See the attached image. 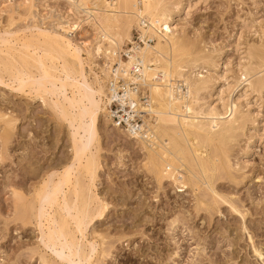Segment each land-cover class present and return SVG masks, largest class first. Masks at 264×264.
Listing matches in <instances>:
<instances>
[{
  "label": "rangeland",
  "instance_id": "374dc122",
  "mask_svg": "<svg viewBox=\"0 0 264 264\" xmlns=\"http://www.w3.org/2000/svg\"><path fill=\"white\" fill-rule=\"evenodd\" d=\"M101 1L92 3L100 6ZM193 2L183 0V7ZM72 9L67 0H0V39L9 38L10 43L20 44L33 41L38 30L37 35L45 30L51 36L69 39L72 46L92 43L94 31L84 23L80 31L71 33L75 23L85 19ZM175 25L179 37L191 46L193 55L199 52L211 59L222 80L208 86L219 92H224L227 84L224 76L228 82L236 80V66L249 48L254 53L264 51L260 29L264 28V0H200L187 12L182 10L175 17ZM138 35V28L133 26L131 42ZM17 47L16 50L20 48ZM124 50L126 52V46ZM22 51L20 48L14 54L19 56ZM28 51L31 53L32 49ZM34 52L37 57L42 56L41 50ZM0 56V60L4 58ZM83 58L86 57L83 55ZM30 61L32 70L23 71L25 81L22 76V81L14 79L16 70L13 68V71L9 68L10 73L8 69L4 73L0 66V115L4 117L0 120V264H79L45 236L44 242L47 225L37 221L44 202L39 188L47 182L48 187L53 185L73 155L69 135L74 130L67 118V121L60 118L57 107L53 109L54 105L71 98V90L66 92L67 97L42 94L45 97L41 95L39 99L35 94L38 84L55 81L58 85L62 77L51 72L54 77H49L54 79L45 80L43 76L40 79L38 66L31 65ZM253 63L251 67H255L256 60ZM94 64L92 72L99 76L96 65L100 66L102 61L95 60ZM85 72L86 83H89L88 67ZM263 76L264 70H260L252 81ZM78 83L82 81H70L74 86ZM245 86L242 83L231 96L225 93L222 97L229 100ZM86 91L84 89L83 93L87 94ZM202 93L200 98L206 101L207 91ZM258 94L248 90L238 106V116L242 115L247 121L242 132L238 131L227 144L231 168L222 171L217 167L213 174L211 181L216 194H210L194 178L190 179V188L184 193H177L168 182L158 187L137 145L115 125L110 126L106 119L99 117L97 152L92 151L98 168L90 190L91 207L106 204L107 209L86 225L83 241L79 234L75 235L79 245L83 244L84 254L95 250L87 264H264V90ZM73 114L81 118L83 128L88 130L90 121L82 110ZM5 120L12 123L6 126ZM2 130L9 134L8 141L3 139ZM214 144L216 146V143L209 144L204 154L212 157L218 151ZM192 185L197 187L194 189ZM65 191L63 188L62 192ZM196 198L204 204H197ZM53 212L48 211L51 215ZM70 229H74L72 224ZM255 251L261 253V257Z\"/></svg>",
  "mask_w": 264,
  "mask_h": 264
},
{
  "label": "bare ground",
  "instance_id": "6f19581e",
  "mask_svg": "<svg viewBox=\"0 0 264 264\" xmlns=\"http://www.w3.org/2000/svg\"><path fill=\"white\" fill-rule=\"evenodd\" d=\"M67 1L78 15L81 14L85 17L83 21L74 22L75 29L73 27L74 30L71 33L80 31L84 23L94 31L92 43L83 42L81 46H72L69 39L51 36L45 30L37 35L38 30L36 38L30 42L21 40L23 42L21 43L19 40L20 44H14L13 41L10 43L9 38L0 39V54L4 57L0 60V66L4 68V73L8 70L10 73L12 68L14 71L16 70V75L13 77L20 81L23 78L25 81V77L22 75L25 76L26 73H23L30 69L29 60H31V65L34 63L36 68L38 66L40 79L47 80L49 76H53L51 72L60 74L62 80H58L61 78L57 79V84L60 81L58 85L54 83L55 81L53 83L48 81L47 85L38 84L39 89L35 90L38 97H41L42 94H49V96H59L60 94L64 97L66 92L71 90V93L69 92L71 98L66 99L64 103L54 105L53 109L57 107L61 116L59 117L64 118V121L67 118L69 120L66 119L67 123L69 122L70 128L74 130V133L69 135L73 155L69 164L61 171L62 173L57 175V181H54L53 185L49 184L50 187H48L47 182L39 188V191L41 190L40 199H43L44 202L40 209L38 207L40 212L37 213V221H42L47 225L46 232L48 233L43 235L47 241L53 246H60L61 250L67 251L72 261L76 259L79 264H87L95 250L93 252L89 250V253L84 254L81 249L83 244L79 245L75 235L79 234L80 239H84L86 225H89L93 219L99 218L107 209V206L105 208L106 204L91 207L90 190L93 188L98 168V161L92 151L94 149L97 152L95 144L97 145L99 140L97 130L99 117L106 119L109 125L113 126L107 113V106L110 102L108 97L110 78L120 76L126 86L127 90L123 95L125 100L120 99L121 107H126L130 112L141 116H148L141 127L145 130L144 134L133 135L124 133V131L122 133L130 141H133L144 155V165L153 175L156 185L161 187L164 182H168L177 193H184L190 188V179L194 178L198 179L210 194H216L212 187L214 183L211 181L213 174L217 167L222 171L231 168L227 160V144L234 139L238 131L243 130L245 121H247H244L242 115L238 116V106L241 105L242 100H245L248 90L257 92V94L264 90V76L252 81L254 74L264 70V51L257 50L258 53L256 51L254 53L249 51L250 48H247L245 56L240 57L242 63L240 61L236 66V80L228 82L227 76H224V82L227 84L224 87V92H219L216 88L209 89L208 86L211 82L220 79L211 59L204 57L203 54L202 56L201 53L198 54L199 52L197 54L195 52L193 55L192 49L190 51L191 46L179 37L175 25V17L183 9L187 12L192 5L198 4L200 0H194L193 4L187 3L185 8L183 0H177L176 3L175 1L172 3L171 0H110L107 3L103 0L100 6L92 3L96 0ZM32 5L30 7H34ZM30 16H33L32 13ZM133 26L138 28L140 43L131 42ZM260 29L262 37H264V28ZM10 36L12 37L11 34ZM17 45L23 50L21 55H19L20 52L17 54L19 56L14 54L20 49L18 47L17 50L15 49ZM125 46L126 52H124ZM28 49H32V54ZM35 50H41L42 56L37 57L34 54ZM121 52L126 58L122 59ZM83 55L86 58H83ZM95 60L102 61L100 66L96 65L100 72L99 76L91 69V66L95 65ZM255 60L258 65L255 63L257 66L251 67ZM86 67L89 68L91 74L89 83H86ZM6 69L8 70L5 71ZM189 71L192 72L187 74ZM196 71L199 72L196 73ZM78 79L82 81V84H77L79 86L70 84L71 80L76 83ZM242 83H245L246 86L241 88L234 97L229 100L222 97L225 93L231 96L233 90L239 88ZM82 85H84L83 88ZM84 89H87V94L83 93ZM206 91V101H203L200 95ZM44 95L42 97H45ZM142 99L146 101L142 102ZM80 110L90 121V126L86 131L82 126L81 118L75 117L76 115L73 114L74 111L79 112ZM71 114L74 116L72 115V117ZM1 118H4L3 115H0V120ZM10 123L12 122L5 120L6 126H9ZM3 134V139L8 141L9 134L2 130ZM211 143H216L214 146L220 151V153L217 151L220 155L217 154L218 162L215 161L217 152L214 151L216 156L212 154L215 158L204 154L206 147ZM63 188L66 189L65 193L62 192ZM196 202L199 205L204 204L200 200ZM54 208L56 210L53 212ZM50 210L53 212L52 215L48 213ZM25 213L26 211L21 212V217ZM70 224L74 227L73 231L72 228L70 229ZM45 237L44 242L46 241ZM98 240L101 242L100 238ZM100 253L103 254L104 250H101ZM67 254L65 255L67 256ZM257 254L261 257V253L257 252Z\"/></svg>",
  "mask_w": 264,
  "mask_h": 264
},
{
  "label": "built area",
  "instance_id": "2783aa9c",
  "mask_svg": "<svg viewBox=\"0 0 264 264\" xmlns=\"http://www.w3.org/2000/svg\"><path fill=\"white\" fill-rule=\"evenodd\" d=\"M138 38L139 35L137 37H133L134 43H140ZM122 58H126L124 53H122ZM131 89H133V86H131ZM126 90V86L120 76L117 78L114 76L112 79L110 78L108 82V97L110 99V102L107 106V113L109 115L108 117L113 125H115V128L124 131L125 133H130L133 135L144 134L145 130H143L141 127L143 126V121L148 116H141L134 112H130L128 108H122L120 105V99L122 98V101L125 100L123 95ZM141 101L145 102L146 100L142 99Z\"/></svg>",
  "mask_w": 264,
  "mask_h": 264
}]
</instances>
